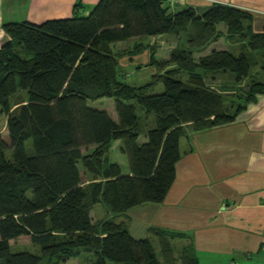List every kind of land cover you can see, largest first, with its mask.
<instances>
[{
	"label": "trees",
	"instance_id": "1",
	"mask_svg": "<svg viewBox=\"0 0 264 264\" xmlns=\"http://www.w3.org/2000/svg\"><path fill=\"white\" fill-rule=\"evenodd\" d=\"M78 8L66 18L2 24L9 40L0 45V117L9 142L0 135V264H61L83 253L90 264H200L189 245L174 256L170 240L184 233L157 230L156 251L148 237L133 236L116 219L163 202L181 138L233 122L264 94V61L256 59L264 53V29L254 31L249 11L220 2L202 12L175 11L168 0H99L85 15ZM166 34L179 43L168 61L149 55L147 65L159 72L140 85L121 81L119 58ZM133 38L126 50L113 49ZM219 39L231 45L216 48ZM219 75L229 77L225 94L206 81ZM159 83L163 90L154 92ZM18 92L26 99L12 105ZM102 98H113L116 118L88 104ZM116 140L128 172L109 158ZM89 145L95 147L83 154ZM79 162L94 176L86 184ZM97 203L112 216L93 220ZM20 236H29L39 253L11 252L10 241Z\"/></svg>",
	"mask_w": 264,
	"mask_h": 264
},
{
	"label": "crops",
	"instance_id": "2",
	"mask_svg": "<svg viewBox=\"0 0 264 264\" xmlns=\"http://www.w3.org/2000/svg\"><path fill=\"white\" fill-rule=\"evenodd\" d=\"M98 1L0 0V45L9 40L3 23L70 17L76 4L85 15ZM212 2L249 11L254 31L264 29V0H177L172 6L202 12ZM180 149L163 202L133 207L117 220H125L133 236L152 242L159 240V229L184 233L170 240L176 258L189 245L200 264H264V94L233 122L181 138ZM175 239L184 240L177 256Z\"/></svg>",
	"mask_w": 264,
	"mask_h": 264
},
{
	"label": "rangeland",
	"instance_id": "3",
	"mask_svg": "<svg viewBox=\"0 0 264 264\" xmlns=\"http://www.w3.org/2000/svg\"><path fill=\"white\" fill-rule=\"evenodd\" d=\"M220 29L224 30V26H220ZM137 39L133 38L129 40V42H124L122 44H117L112 45L113 49L115 51H124L128 47H131L133 43H135ZM145 44H149V47L145 51L138 52L132 56H123L119 58V66H118V71H119V78L121 81L126 82L131 85H140L145 82H147L151 76L159 70L156 68L155 65H147L149 60H150V54L152 53L154 55V58L156 61L159 62H164L168 61L169 53L172 48H174L179 42L177 41L174 36L170 34H166L163 36H160L159 38H146L145 41L143 42ZM216 48H225L231 43L223 39H219L213 44ZM208 49V47L206 48ZM196 53V54H195ZM194 56L197 57L200 53L195 52ZM203 53H205L203 51ZM256 59L259 63H263L264 61V53L259 52L256 55ZM259 67V66H257ZM121 74V75H120ZM229 77L219 75L216 77V79H210L207 77L206 81L209 85L210 88L215 90L216 92H220L225 94V87L224 83L229 82ZM227 88V87H226ZM230 87H228L226 90H229ZM163 90V86L161 83H159L155 88L154 92H160ZM25 95L23 92H18L14 96L11 97V104L14 105L15 102L20 101V100H25ZM89 105L96 107V108H101L105 109L111 116L116 118V112L114 109V100L113 98H102L98 99L95 101H89ZM15 107V106H13ZM136 107V112L137 114L143 113L141 108L135 104ZM149 125L153 124V117L148 116L146 120ZM6 118L4 115H1L0 117V135L1 138L5 142H9V137L7 133V129L5 126ZM142 140V136L140 137ZM28 144V143H27ZM120 144L121 142L119 140L113 141L109 150V158L112 162H117L120 164L121 169L123 172L125 170H128V161H127V156L121 152L120 150ZM95 146L94 145H89L87 147H82L81 151L83 154L89 153L93 150ZM6 156L9 158L10 157V151H6ZM79 171L81 174V180L82 184H86L87 182L91 181L93 179V174L88 172L79 162ZM90 215L93 218V220H98L101 219L105 216H112L110 215V212H107L106 207L102 203H97L95 204L91 210H90ZM117 220V219H116ZM154 240V239H153ZM184 241V240H183ZM181 239H175V255H179L181 252L180 246L183 245V242ZM171 242V241H170ZM11 243V252H19V251H28L31 253H39V247L36 245H33L30 242L29 236H20L14 240L10 241ZM153 243H155V248L159 249V241L154 240ZM86 254L83 253L80 257H75L71 259L64 260L61 262V264H90V262H86Z\"/></svg>",
	"mask_w": 264,
	"mask_h": 264
},
{
	"label": "built area",
	"instance_id": "4",
	"mask_svg": "<svg viewBox=\"0 0 264 264\" xmlns=\"http://www.w3.org/2000/svg\"><path fill=\"white\" fill-rule=\"evenodd\" d=\"M171 4L175 3L177 0H168Z\"/></svg>",
	"mask_w": 264,
	"mask_h": 264
}]
</instances>
